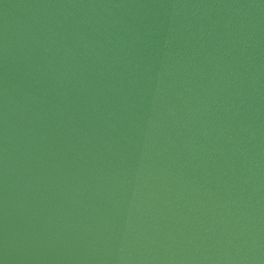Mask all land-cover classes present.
<instances>
[{
    "label": "water",
    "instance_id": "95a60500",
    "mask_svg": "<svg viewBox=\"0 0 264 264\" xmlns=\"http://www.w3.org/2000/svg\"><path fill=\"white\" fill-rule=\"evenodd\" d=\"M0 264H264V0H0Z\"/></svg>",
    "mask_w": 264,
    "mask_h": 264
}]
</instances>
